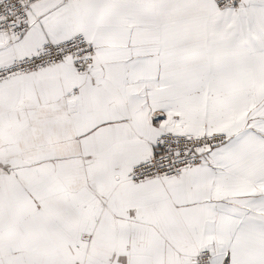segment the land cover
Listing matches in <instances>:
<instances>
[{"label": "snow or ice", "instance_id": "snow-or-ice-1", "mask_svg": "<svg viewBox=\"0 0 264 264\" xmlns=\"http://www.w3.org/2000/svg\"><path fill=\"white\" fill-rule=\"evenodd\" d=\"M0 264H264V0H0Z\"/></svg>", "mask_w": 264, "mask_h": 264}]
</instances>
